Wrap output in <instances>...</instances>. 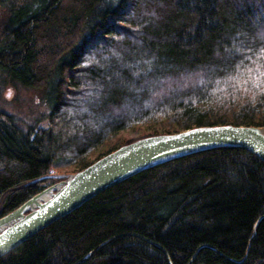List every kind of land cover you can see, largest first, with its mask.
Returning <instances> with one entry per match:
<instances>
[{"label":"trees","instance_id":"16d2710c","mask_svg":"<svg viewBox=\"0 0 264 264\" xmlns=\"http://www.w3.org/2000/svg\"><path fill=\"white\" fill-rule=\"evenodd\" d=\"M0 8V77L45 90L49 109L46 126L28 131L0 112V218L138 139L264 127V0H0ZM156 244L172 264H264V162L225 147L147 169L0 264H169Z\"/></svg>","mask_w":264,"mask_h":264},{"label":"water","instance_id":"95a60500","mask_svg":"<svg viewBox=\"0 0 264 264\" xmlns=\"http://www.w3.org/2000/svg\"><path fill=\"white\" fill-rule=\"evenodd\" d=\"M225 147L243 148L264 162V127L230 124L199 126L182 132L144 137L121 146L1 217L0 258L103 191L134 175L175 159ZM156 245L172 264L166 250Z\"/></svg>","mask_w":264,"mask_h":264},{"label":"rangeland","instance_id":"374dc122","mask_svg":"<svg viewBox=\"0 0 264 264\" xmlns=\"http://www.w3.org/2000/svg\"><path fill=\"white\" fill-rule=\"evenodd\" d=\"M6 18L5 11L0 8V40L7 23ZM45 95V90L14 85L0 77V112L13 115L27 131L34 126H46L49 109ZM132 133L133 130L121 133L117 140H123Z\"/></svg>","mask_w":264,"mask_h":264}]
</instances>
